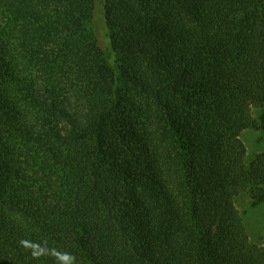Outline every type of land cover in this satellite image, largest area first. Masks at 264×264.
<instances>
[{"label": "trees", "instance_id": "1", "mask_svg": "<svg viewBox=\"0 0 264 264\" xmlns=\"http://www.w3.org/2000/svg\"><path fill=\"white\" fill-rule=\"evenodd\" d=\"M251 129L264 0H0V264H264Z\"/></svg>", "mask_w": 264, "mask_h": 264}, {"label": "rangeland", "instance_id": "2", "mask_svg": "<svg viewBox=\"0 0 264 264\" xmlns=\"http://www.w3.org/2000/svg\"><path fill=\"white\" fill-rule=\"evenodd\" d=\"M103 47L107 43L102 41ZM242 139L247 147L248 162L250 163L259 154L264 152V133L258 130H247ZM236 205L243 214L250 238L254 244L264 247V204L252 207L249 195L237 198Z\"/></svg>", "mask_w": 264, "mask_h": 264}, {"label": "clouds", "instance_id": "3", "mask_svg": "<svg viewBox=\"0 0 264 264\" xmlns=\"http://www.w3.org/2000/svg\"><path fill=\"white\" fill-rule=\"evenodd\" d=\"M18 244L28 251L33 259H40L44 256H53L56 264H76V257L69 252H61L55 248H49L47 241L36 242L27 239H20Z\"/></svg>", "mask_w": 264, "mask_h": 264}]
</instances>
